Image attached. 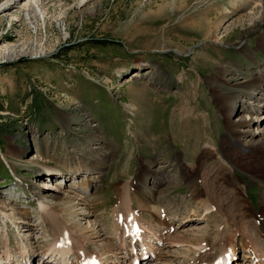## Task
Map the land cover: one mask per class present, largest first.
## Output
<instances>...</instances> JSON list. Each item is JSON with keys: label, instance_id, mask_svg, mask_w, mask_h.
<instances>
[{"label": "rangeland", "instance_id": "obj_1", "mask_svg": "<svg viewBox=\"0 0 264 264\" xmlns=\"http://www.w3.org/2000/svg\"><path fill=\"white\" fill-rule=\"evenodd\" d=\"M23 1L0 11V209L6 212H0V256L4 239L11 264H18L21 238L37 253L46 246L53 226L48 229L41 201L70 192L88 208L85 200L74 199L63 204L70 207L65 218L76 233L99 231V237L90 236L95 242L88 250L109 264L121 255L111 226L114 219L120 223V203L128 193L155 234L163 235V223L194 239L210 236L212 245L219 236L206 228L219 215L191 197L189 175L199 168L198 176L210 179L225 202L227 188L238 186L244 201L264 208V183L219 157L235 138L213 90L232 91L220 81L219 69L230 68V85L260 70L237 47L244 26L232 22L244 11L229 13L231 0H38L37 15L27 17L19 9ZM222 12L229 20L219 28L221 40L213 41L205 25ZM259 36L253 31L247 44L255 49ZM255 56L264 71V54ZM241 95L234 119L256 104V98ZM130 103L136 107L130 110ZM248 118L247 129L264 136V108ZM246 140L237 153L247 160L258 147ZM89 162L101 168L90 171ZM76 164L81 171L70 172ZM148 167L152 173L145 172ZM165 247L159 245L161 257ZM171 249L168 261L182 262L180 249ZM211 249L217 256L216 247ZM239 249L244 264L245 250ZM39 259L31 257V264ZM150 260L140 264L155 263Z\"/></svg>", "mask_w": 264, "mask_h": 264}, {"label": "bare ground", "instance_id": "obj_2", "mask_svg": "<svg viewBox=\"0 0 264 264\" xmlns=\"http://www.w3.org/2000/svg\"><path fill=\"white\" fill-rule=\"evenodd\" d=\"M16 2L17 0L4 1L0 5V11L10 10ZM37 6L39 7L38 0H24L19 9L21 12L25 13L27 17H30V14L37 15ZM230 6L229 10L231 11L229 13L245 12L232 22V24H241L244 26L237 47L240 49L241 53L251 59V62L256 64L260 70L252 78L238 81L230 85L229 78L226 74V70H230V68L221 67L219 69V75L222 76L221 80H219L222 81V84H226L232 88V91L223 92V90L216 89V87H213V90L222 101V110L227 116L228 129L235 134V138L232 135L228 141L229 143L224 145L222 152L219 153V157L228 163L230 165L229 167L237 168L250 177L264 183V136L258 138L254 131L247 129L248 124H250L248 115L250 113L258 114V111L264 108V71L261 69V60L255 56V51H260L264 54V30H260L261 26L264 24V0H231ZM229 13L222 12L223 16H219L216 22H213L211 26L207 20L205 35L208 37V35L212 33L211 35L214 38L213 41H220L221 36L218 31L221 25H224L229 20H227ZM231 26L233 25H228L227 29H230ZM213 29L214 31H212ZM253 31L260 33L255 49L247 44L249 35ZM10 52H13V49H10ZM235 74L236 71H233V75ZM138 75V72L133 73V76ZM242 92L243 96H248L250 99L256 98V104L251 103V108L248 110L249 113L247 115L234 119L233 116L237 113L235 104L237 99L242 96ZM135 107L136 106L132 103L128 106L130 110ZM245 140L250 142L252 146L258 147V150L251 156L252 158H248L247 160L237 153L243 152L246 148L243 143ZM22 154L23 152H21L20 156ZM88 166L87 168L90 169V171L92 169L101 168V166L97 168V165L92 162H89ZM81 168L80 164H76L72 165L69 171L79 172ZM216 171H218V167L215 168L214 172ZM145 172L152 173V170L148 167ZM198 172H200V168ZM198 172L196 175H189L192 184L191 197L202 210L210 213L212 209H215L219 215L215 218L217 223L209 225L208 228H206L207 231L212 229L217 231L216 234L219 238L215 243L212 245L208 244L210 236L204 239H199L197 237L194 239L186 233L172 232L171 230H167V226L163 223L161 228L163 235L155 234L151 225L148 224L146 220L144 221L142 219L137 211L138 207L134 209L135 205L133 199H131V194L128 193L120 203L123 207V212L120 215V223L118 222L119 224H117L113 216L114 222H112L111 226L113 239L115 240L114 247L117 249L118 253L121 254L116 264H140L141 261L148 259H151L150 261L154 260V264H217L218 259L224 254H229L231 256L232 264H240L238 262V259H240V246L245 250L243 257V259H245L244 264H264V220L262 218L264 215V208L256 210L251 204L244 201V197L242 198V189L238 186L227 188L231 194L228 196V202H225V197H222V191L218 193L219 189L217 190L211 185V182H209L210 179L204 176L200 178ZM100 175L101 174H99V176ZM76 195L70 192L62 195L59 199L57 197V200L52 198L56 203L54 201L50 203L49 201H41L40 208L43 210V213L48 215L47 225L48 227L49 225L53 226L52 232L46 231L48 232L46 234V241H48V243L45 244L46 246L42 245L37 253L34 251L31 244H27V241L21 238V244L18 249V264H31L32 261H30V258L38 255L40 256V264H86L88 260H93L95 264H109V259L106 260L101 254L89 252L88 250L89 244L95 242L90 236L99 237V231L92 230L93 232L90 235L87 234L89 232L86 230H79L80 233H76L74 225L69 223L65 218L66 209L68 208V210H70V207H64L63 204L72 202L74 199L85 200L81 196ZM138 201L140 207L146 208L147 205L144 200L139 198ZM83 203L87 204L86 207L88 208L86 200L83 201ZM4 210V208H1L0 212L6 215ZM195 211L191 210V213L195 214ZM168 215L172 216V213L169 212ZM218 218L220 220H218ZM48 229L50 230L51 228L49 227ZM128 237L130 238L129 241L127 239ZM153 237L154 239H152ZM239 237L242 239L240 245L238 244ZM219 240L222 241L217 245ZM3 242L4 250L3 255L0 256V264H11V255L7 247L9 246L8 241L4 239ZM156 244L162 246L166 245L165 248L168 249L177 247V249H180L183 261L180 263L176 262L175 259L168 261V257L171 255L168 249L164 253L165 257H161L163 253L159 250V245L156 246ZM105 246H107L113 255H119L113 250L114 247H111L109 243L106 242ZM215 247L217 256H214V253L211 251V248ZM71 256H74V258H71ZM145 256L147 257L145 258ZM123 257L127 258V260H122ZM175 257L179 256L177 255ZM129 260L130 263H128ZM125 261L128 262L125 263Z\"/></svg>", "mask_w": 264, "mask_h": 264}]
</instances>
